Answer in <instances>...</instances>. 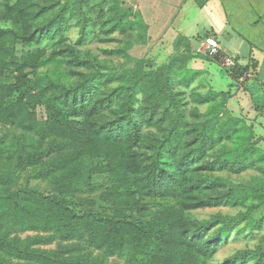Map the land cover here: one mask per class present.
<instances>
[{
    "label": "rangeland",
    "instance_id": "374dc122",
    "mask_svg": "<svg viewBox=\"0 0 264 264\" xmlns=\"http://www.w3.org/2000/svg\"><path fill=\"white\" fill-rule=\"evenodd\" d=\"M19 2L20 0H12L6 5V0H0V25H4L6 17L11 16L10 5L19 7ZM34 2L35 5H31L28 10L19 11V25L3 27L4 34L0 39V69L8 62L15 68L13 71L6 70V76H11L6 82L14 84L16 78L26 76L36 82L34 93L38 97L35 106H26L19 101L18 94L13 93L2 104V110L7 109L9 116L7 121H0V176H8L15 184L1 186L0 192L7 190L13 193L22 189L44 194L51 192L52 183L43 179L44 175L39 176V172L41 169H47L52 156L49 154L54 150H57L60 156L70 152L65 150L67 144L53 140L45 133L48 119L46 108L51 99L57 97L63 100L65 89L83 85L97 87V91L93 89V95H109L121 87L127 90L132 82L138 81L144 83L145 90L121 93L120 106L129 101L135 106L143 101L144 104L148 101L155 102L156 106H159L155 117L158 122L152 127L148 125L146 143L151 144L154 140L165 137L173 127L179 129L178 123L182 122L185 127L186 135L183 140L186 145H191L190 148L193 149L200 148L204 142H212L204 143L208 152H212L205 157V161L213 163L216 157L223 160L222 167L216 165L213 168L212 164L203 169L201 165L199 171H202L203 175H208L220 183L208 190L195 191L192 198L196 195L204 198L217 196L219 193L237 192V201H230L219 207L188 211L192 222H202L217 214L239 217L210 264H223L240 253H244L246 264H264L262 24L258 30L254 29V24H232L235 31L239 30L249 41L246 46L251 49V44L256 45L254 49L263 57L259 69L251 72L250 79L253 76L254 78L249 85H236L226 69L208 58L201 46L196 47L195 51H192V48L191 53L185 54L182 51L185 45L172 42L169 34L153 39L149 35L147 23L134 9L131 10L127 0ZM50 6L52 8L46 11L43 17L35 19L37 10ZM59 16L68 22L66 41L47 37L38 42L39 28ZM109 21L112 22L107 27ZM117 21H121L122 25L110 33L111 26ZM200 24L205 30H209L211 25L218 30L222 26L216 22ZM83 25H87V39L80 44L78 40L82 28L84 29ZM205 30L200 31L201 37L206 33ZM231 34L234 37L218 38L219 42L233 53L236 52L240 40L235 37L238 36L235 32L231 31ZM193 54H196L197 58ZM243 59L240 57V62H243ZM160 82L168 86L162 96L155 93V88L161 87ZM252 83L258 84L259 87H253ZM252 95L255 101H252ZM129 96H134L133 100L129 99ZM111 108L113 105L100 115L101 119L109 120L112 115ZM34 158H40V161L37 164L32 161L25 169L20 168V165L23 166L20 164L23 160L27 163ZM234 162L241 163L242 169H233ZM84 171L82 166L80 172ZM89 176L87 174V179ZM91 178L93 184H96L93 192L77 193L74 204L81 202L78 198L83 201L98 199L109 186L106 174L91 175ZM16 235L21 241L31 242L37 237L49 234L34 230H17L10 234L12 237ZM58 244V241H54L34 247L52 251L57 249ZM93 257H100L99 253L93 252ZM2 260L4 264L19 263L16 258L10 256L2 257ZM121 262L122 259L118 257L106 261L107 264Z\"/></svg>",
    "mask_w": 264,
    "mask_h": 264
},
{
    "label": "trees",
    "instance_id": "16d2710c",
    "mask_svg": "<svg viewBox=\"0 0 264 264\" xmlns=\"http://www.w3.org/2000/svg\"><path fill=\"white\" fill-rule=\"evenodd\" d=\"M11 1L6 0V5ZM34 1L20 0L19 7L10 5L12 12H7L12 14L0 25V39L3 27L19 25V11L28 10L35 5ZM51 8L37 10L35 19L43 17ZM67 23L65 18L56 17L39 28L37 41L47 37L66 41ZM121 25L117 21L109 32ZM85 26L80 32V44L87 39ZM185 41L181 39L177 45L182 43L183 53H191ZM14 69L9 62L0 69L1 122L9 116L7 109L2 110V104L13 93L26 106H35L38 101L34 80L20 76L14 84L6 82L11 78L6 76V70ZM249 70V65L243 67L237 63L229 71L232 80L237 82ZM160 85L155 93L162 96L168 86L163 82ZM145 88L144 83L137 81L127 90L121 87L109 95H93L97 87L83 85L65 89L63 100L51 99L46 108L45 133L67 144L65 150L70 152L60 156L54 150L49 154L52 156L47 169L39 172V176L44 175L43 179L52 183L50 193L24 189L0 192V264H4L2 257L6 256L16 258L18 264H107L112 257L122 259L120 264H210L239 217L217 214L202 222H192L188 211L237 201V192L192 198L195 191L208 190L220 183L203 175L199 171L201 165L202 168L212 164L213 168L222 167L223 160L216 157L213 163L205 161L212 152H208L204 143L212 142L193 149L186 145L182 122L178 123L179 129L173 127L165 137L146 143L148 125L152 127L158 122L155 117L159 106L149 101L138 106L129 101L120 106L121 93H136ZM112 105L109 120L101 119L100 115ZM32 161L37 164L40 158L27 163L23 160L20 168L25 169ZM82 166L85 171L81 173ZM232 168L242 169L241 163L234 162ZM95 174L108 175L109 186L98 199L78 198L81 202L74 204L77 193L93 192L96 184L91 175ZM13 181L8 176H0V187L14 185ZM17 230L49 235L31 242L21 241L17 235L10 236ZM54 241L59 244L52 251L34 247ZM93 252H98L100 257H93ZM223 264H246V258L240 253Z\"/></svg>",
    "mask_w": 264,
    "mask_h": 264
},
{
    "label": "crops",
    "instance_id": "0c3cea01",
    "mask_svg": "<svg viewBox=\"0 0 264 264\" xmlns=\"http://www.w3.org/2000/svg\"><path fill=\"white\" fill-rule=\"evenodd\" d=\"M127 5L134 9L141 18L147 23L149 35L153 39H159L164 34H169L172 38V42H177L181 39H185L189 43L192 51L197 50L196 47H200L203 44L204 38L210 35L223 37H234L231 34L235 32L239 37V45L236 52L229 51L221 44V48L233 56L236 62L243 67L249 65L250 70L247 74L241 77L234 84L246 83L249 85L254 76L251 77L253 70L257 71L260 67L259 52L253 48L246 46V37L238 30L235 31L233 23L242 24L241 26L254 24L255 30L260 28V24L263 26L264 31V0H127ZM201 22L206 23H220L222 26L220 29H216L214 26H210L209 30L202 28ZM201 30H205L203 37L200 36ZM230 30V31H229ZM240 32V33H239ZM256 33V32H255ZM254 33V37L257 38V34ZM235 34V35H236ZM264 35V33H263ZM219 40V38H218ZM185 41V42H186ZM250 49V50H249ZM264 52V50L262 49ZM248 55V58L246 56ZM243 57V62H240L239 58ZM260 57V59H259ZM212 60V59H211ZM218 65L223 67L217 60H214ZM224 68V67H223ZM230 75V71L226 69ZM231 76V75H230ZM250 79V80H249ZM231 81V82H232ZM263 83V82H262ZM261 83V85H262ZM253 87H259L258 84L252 83ZM252 101H255L252 95ZM256 103V102H255ZM259 104V103H256Z\"/></svg>",
    "mask_w": 264,
    "mask_h": 264
},
{
    "label": "built area",
    "instance_id": "2783aa9c",
    "mask_svg": "<svg viewBox=\"0 0 264 264\" xmlns=\"http://www.w3.org/2000/svg\"><path fill=\"white\" fill-rule=\"evenodd\" d=\"M202 51L211 59L217 60L225 69L233 70L237 66L235 58L226 53L214 35L204 38Z\"/></svg>",
    "mask_w": 264,
    "mask_h": 264
}]
</instances>
